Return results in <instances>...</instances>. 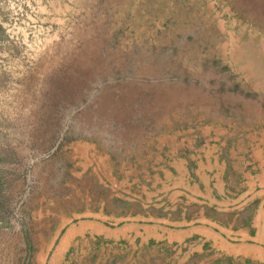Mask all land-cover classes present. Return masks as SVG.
Masks as SVG:
<instances>
[{
  "label": "rangeland",
  "instance_id": "374dc122",
  "mask_svg": "<svg viewBox=\"0 0 264 264\" xmlns=\"http://www.w3.org/2000/svg\"><path fill=\"white\" fill-rule=\"evenodd\" d=\"M258 144L264 0H0V264H262Z\"/></svg>",
  "mask_w": 264,
  "mask_h": 264
},
{
  "label": "crops",
  "instance_id": "0c3cea01",
  "mask_svg": "<svg viewBox=\"0 0 264 264\" xmlns=\"http://www.w3.org/2000/svg\"><path fill=\"white\" fill-rule=\"evenodd\" d=\"M205 149H219L218 154L216 155L217 158L219 157V154L223 152V151H221V149H223V148L220 147V145H216L212 148H205ZM230 149H234V148L231 147ZM243 150L245 152H247L249 155L246 157L247 160L245 159V162L247 164H249V163L252 164L253 168L257 167L259 169L258 172H256V173H254L252 171L246 172V175H245L246 183L252 184L254 180H260L264 184V149H262L261 145L258 144V145H254V147H252V149H243ZM211 152L212 151L208 152L209 155H207V157H211ZM190 155H194V153H191ZM190 155L188 154V157ZM204 155H205V152H203V151L197 152V155H195V157H197L196 160H197V163L199 164V166H200V163L202 164V166L204 164V161H205ZM231 155H232V153H231ZM183 160H185V159H183ZM218 163L222 168H224L225 165H226V167H228V165H229V161H227V160L218 161ZM218 163H216V161L210 162V164L213 168H217L219 170V172H221L220 168H218V165H217ZM209 178H210V180H209ZM212 178H213L212 176L209 177V175H207L204 172V173H201V177L197 178V180H196L197 182H195L194 184L192 183V180L189 179V184L196 187L199 190L200 189L199 188V186H200L199 180H204L206 182H208V180H209V183H208V186H209L211 184ZM218 181H220V178L218 179ZM242 198H244V197H242ZM251 198H252V200L258 201V204L255 207V210L252 214V216H253L252 218H253V224L258 227V229H256L257 231H255L257 234L256 236H257V238H259L263 242L264 241V189H263V193H261L259 190L254 191L251 195H249L248 197H245V199H243L244 201H241L242 199H234V202H236L235 208H237V211L242 210V208H244L245 205H247V202ZM247 231L248 230L244 229L243 226H241V224H238V227L232 226V228H231V232H233L237 237L245 236V235L247 236V233H248ZM251 235H253V232L251 233ZM241 245H243L244 248L248 251H254L255 249L259 250V251L261 250L260 254L262 255V257H261V259H259L258 262H262V264H264V247H259V245L254 247L253 245H251L247 242H242ZM212 263H213V261H211V260L204 262V264H212ZM214 263H216V262H214ZM218 263L226 264L223 261V259L221 261H219Z\"/></svg>",
  "mask_w": 264,
  "mask_h": 264
}]
</instances>
